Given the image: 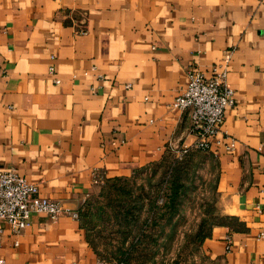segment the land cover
Instances as JSON below:
<instances>
[{"label":"crops","instance_id":"1","mask_svg":"<svg viewBox=\"0 0 264 264\" xmlns=\"http://www.w3.org/2000/svg\"><path fill=\"white\" fill-rule=\"evenodd\" d=\"M214 65L234 92L220 128L234 143L204 154L214 216L239 225L213 226L199 247L212 264H263L264 0H0V170L78 213L105 182L193 141L188 111L171 104L189 69L208 76ZM0 255L99 259L67 215H32L18 235L4 225Z\"/></svg>","mask_w":264,"mask_h":264},{"label":"built area","instance_id":"2","mask_svg":"<svg viewBox=\"0 0 264 264\" xmlns=\"http://www.w3.org/2000/svg\"><path fill=\"white\" fill-rule=\"evenodd\" d=\"M78 33L85 32L80 30ZM48 71L50 73L51 68ZM226 73L225 65H214L208 76L192 68L187 71L186 87L173 100L171 107L188 111V133L193 141L183 143L178 148L168 146L176 160H181L191 152L206 153L211 146L220 147L225 152L232 150L233 140L221 134L220 129L225 110L234 105V92L226 83ZM32 215H42L50 220L61 215H67L72 220L78 219L76 212L64 209L59 202L39 197L37 188L28 184L14 169L0 170V234L4 225L12 234H20L29 226ZM0 264H3L1 255ZM92 264L125 263L98 259Z\"/></svg>","mask_w":264,"mask_h":264},{"label":"trees","instance_id":"3","mask_svg":"<svg viewBox=\"0 0 264 264\" xmlns=\"http://www.w3.org/2000/svg\"><path fill=\"white\" fill-rule=\"evenodd\" d=\"M166 157H163L159 163L136 172L130 178L112 179L103 185L119 194V197L117 195L118 198H114L112 202L108 199L109 203L107 204L110 209V223L114 229L112 234L110 233V236L115 237L114 240L116 242H114V245L109 242L107 243V249L103 245L102 252H99L89 235L87 225L83 223L81 212L78 211L77 220L81 221V226L87 232V241L99 259L104 261L112 259L115 262L126 263L132 259L136 260L140 257H147L148 254L152 258L153 253L149 252L151 250L154 253L157 252L159 248L157 240L161 239L164 241L172 237L175 226L172 220L179 215L180 205L187 194L188 188L186 183L189 181L188 176L193 173V168L190 162L185 160L187 156L181 160L173 159L171 163L165 162ZM158 168L162 170L160 181H165L166 178L163 196H161L159 205H157L159 198L157 189L161 186L162 182L158 183L159 185L154 190L148 184H146V190H144V186H138L136 188L137 193L135 194H132L129 186L120 185V183H125L127 180L146 171L154 174ZM146 182L149 183L150 181L147 180ZM103 186L100 194L102 193ZM107 195V198H109V194ZM222 225L235 228L239 224L235 222V219L231 218L210 217L209 224H206L205 229L201 226L195 233L194 237L197 244L200 246L202 241L209 236L213 226ZM165 227L168 229L167 234L164 233ZM145 259L150 260V258Z\"/></svg>","mask_w":264,"mask_h":264},{"label":"rangeland","instance_id":"4","mask_svg":"<svg viewBox=\"0 0 264 264\" xmlns=\"http://www.w3.org/2000/svg\"><path fill=\"white\" fill-rule=\"evenodd\" d=\"M170 154L165 159L166 163L173 162V159L176 160L174 155ZM185 160L190 162L193 173L188 176L187 194L180 205L179 215L172 220L175 225L172 237L169 240H157L159 246L157 252L154 253L153 250L149 252L153 253L152 258L150 254L148 256L142 255L147 257L132 259L126 263L124 262L125 264H212L201 252L194 236L201 226L205 229L206 224H209V218L213 217L215 213L214 165L204 153L199 152H191ZM161 172L160 168L154 174L146 171L127 180L125 183H120V185L129 186L132 194H135L138 186H144V190H146V184H148L154 190L162 182L157 189L159 196L157 205H159L166 181V178L165 181H160ZM147 180L150 182L147 183ZM107 194H109V198H107ZM117 195L119 197V194L113 189L103 186L102 193L99 192V194L86 199L80 210L83 223L87 225L89 235L99 252H102L103 245L107 249V243L111 242L114 245V242H116L115 237L110 236L114 229L110 223V209L107 204L109 203L108 199L112 202ZM167 232L168 229L165 227L164 233L167 234ZM145 258H150V260ZM105 262L115 261L111 259L109 261L105 260Z\"/></svg>","mask_w":264,"mask_h":264}]
</instances>
